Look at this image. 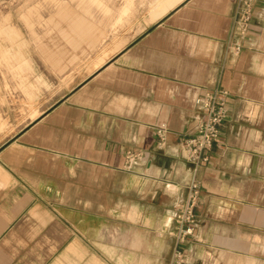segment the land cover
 Returning <instances> with one entry per match:
<instances>
[{"label": "crops", "instance_id": "obj_1", "mask_svg": "<svg viewBox=\"0 0 264 264\" xmlns=\"http://www.w3.org/2000/svg\"><path fill=\"white\" fill-rule=\"evenodd\" d=\"M236 2L177 0L17 132L2 115L0 264H168L172 208L194 174L186 264H264V0H252L239 52ZM73 64L54 68L56 87ZM215 88L228 114L194 173L178 139ZM127 150L143 157L126 167Z\"/></svg>", "mask_w": 264, "mask_h": 264}, {"label": "rangeland", "instance_id": "obj_2", "mask_svg": "<svg viewBox=\"0 0 264 264\" xmlns=\"http://www.w3.org/2000/svg\"><path fill=\"white\" fill-rule=\"evenodd\" d=\"M152 2L0 0V132H6L3 114L14 116L13 131L17 132L54 105L76 79L102 65L113 53L110 43L154 22L165 11L151 15ZM66 7L78 13V24L63 13ZM43 48L51 52V59ZM73 62L56 87L54 68L60 71Z\"/></svg>", "mask_w": 264, "mask_h": 264}, {"label": "built area", "instance_id": "obj_3", "mask_svg": "<svg viewBox=\"0 0 264 264\" xmlns=\"http://www.w3.org/2000/svg\"><path fill=\"white\" fill-rule=\"evenodd\" d=\"M252 16V0H237L232 20V42L234 52H239L241 42L245 39ZM226 92L221 88L205 91L194 99L196 107L202 114L196 127V132L189 136L180 137L178 145L180 151L189 163L194 173L198 167L209 160V152L221 133V126L227 118ZM168 129L160 124L154 130L158 142L156 146L162 148ZM125 166L143 157L142 152L127 150L124 154ZM201 194V183L195 174L186 186L184 199L175 203L172 208L171 222L173 224L169 234L174 237V246L168 264H186L187 254L185 243L194 237L196 226V207Z\"/></svg>", "mask_w": 264, "mask_h": 264}, {"label": "bare ground", "instance_id": "obj_4", "mask_svg": "<svg viewBox=\"0 0 264 264\" xmlns=\"http://www.w3.org/2000/svg\"><path fill=\"white\" fill-rule=\"evenodd\" d=\"M89 1H96V0H89ZM175 1H177V0H153V2L151 3V15L158 16L159 14L163 13L169 6H171ZM63 13L64 14H70L71 15V20L74 23L77 22V24H78V22L80 20V17L78 15V13H74V10L72 8H68V7L63 8ZM124 15H125V11H123L121 13L119 20ZM83 30L84 31H87L88 30V26H84L83 27ZM16 36H19V34L17 33V31H16ZM43 53L45 55H47L49 57V59H51L53 57L52 54H51V52L48 49L43 48Z\"/></svg>", "mask_w": 264, "mask_h": 264}]
</instances>
